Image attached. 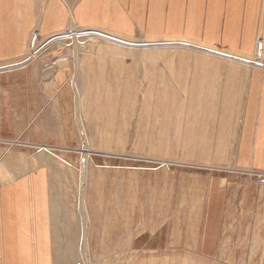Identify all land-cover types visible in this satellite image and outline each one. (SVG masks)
Listing matches in <instances>:
<instances>
[{"label": "rangeland", "instance_id": "rangeland-1", "mask_svg": "<svg viewBox=\"0 0 264 264\" xmlns=\"http://www.w3.org/2000/svg\"><path fill=\"white\" fill-rule=\"evenodd\" d=\"M98 33L33 34L25 55L0 63L28 65L0 73L21 81L12 95L24 79H54L49 94L64 102L37 142L22 144V119L13 152L0 141V185L41 170L47 178L50 264H264V171L234 165L220 150L231 137L207 135V105L185 102L179 68L162 73L166 56L94 59L122 47Z\"/></svg>", "mask_w": 264, "mask_h": 264}, {"label": "crops", "instance_id": "crops-1", "mask_svg": "<svg viewBox=\"0 0 264 264\" xmlns=\"http://www.w3.org/2000/svg\"><path fill=\"white\" fill-rule=\"evenodd\" d=\"M71 26L119 39L111 40L122 47L91 52L94 59L115 63L135 51L166 56L162 73L179 68L177 87L191 98L185 102L207 105V135L213 127L215 135L231 137L220 150L233 152L234 165L264 171V69L250 60L257 55L258 31L264 51V0H0V63L25 55L33 34L46 38ZM25 62L2 64L0 73L25 70ZM20 83L0 79V141L10 142L9 152L16 120L22 119V144H32L47 133L48 113L59 120L64 111L61 95L48 91L59 82L24 79L23 94L12 95ZM200 111L197 106L202 119ZM1 185L0 264H50L51 205L43 171Z\"/></svg>", "mask_w": 264, "mask_h": 264}, {"label": "built area", "instance_id": "built-area-1", "mask_svg": "<svg viewBox=\"0 0 264 264\" xmlns=\"http://www.w3.org/2000/svg\"><path fill=\"white\" fill-rule=\"evenodd\" d=\"M262 45L261 39L258 37L257 38V57H255L253 60H251L254 64H257L261 67H264V61L260 59V57L263 55V47L261 49V53L259 54V48Z\"/></svg>", "mask_w": 264, "mask_h": 264}, {"label": "bare ground", "instance_id": "bare-ground-1", "mask_svg": "<svg viewBox=\"0 0 264 264\" xmlns=\"http://www.w3.org/2000/svg\"><path fill=\"white\" fill-rule=\"evenodd\" d=\"M79 36H81V32H72L69 35H66L65 38H68L69 40H75L76 38H78ZM60 39V38H59ZM52 40V39H51Z\"/></svg>", "mask_w": 264, "mask_h": 264}, {"label": "water", "instance_id": "water-1", "mask_svg": "<svg viewBox=\"0 0 264 264\" xmlns=\"http://www.w3.org/2000/svg\"><path fill=\"white\" fill-rule=\"evenodd\" d=\"M97 33V32H96ZM99 35H101V36H104V37H106V38H110V39H114V40H119V39H116L115 37H113V36H110V35H107V34H104V33H98ZM261 49H262V45L260 46V48H259V54L261 53Z\"/></svg>", "mask_w": 264, "mask_h": 264}]
</instances>
